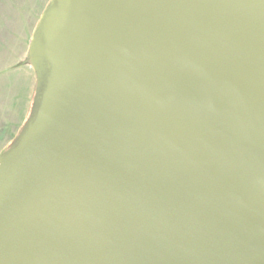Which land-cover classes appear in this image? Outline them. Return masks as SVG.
Segmentation results:
<instances>
[{
	"label": "water",
	"instance_id": "water-1",
	"mask_svg": "<svg viewBox=\"0 0 264 264\" xmlns=\"http://www.w3.org/2000/svg\"><path fill=\"white\" fill-rule=\"evenodd\" d=\"M29 61L0 264H264V0H53Z\"/></svg>",
	"mask_w": 264,
	"mask_h": 264
},
{
	"label": "crops",
	"instance_id": "crops-1",
	"mask_svg": "<svg viewBox=\"0 0 264 264\" xmlns=\"http://www.w3.org/2000/svg\"><path fill=\"white\" fill-rule=\"evenodd\" d=\"M23 3L0 0V156L18 138L36 94L29 47L40 17L32 22L24 18Z\"/></svg>",
	"mask_w": 264,
	"mask_h": 264
},
{
	"label": "rangeland",
	"instance_id": "rangeland-1",
	"mask_svg": "<svg viewBox=\"0 0 264 264\" xmlns=\"http://www.w3.org/2000/svg\"><path fill=\"white\" fill-rule=\"evenodd\" d=\"M52 4H53V0H24V3L22 4L23 8L21 10H23L26 13L24 15V18L27 17L29 20L31 19V22L38 21L40 14L43 13L47 8L51 7ZM29 117L27 119V122L29 120ZM13 143L10 147H12L15 144ZM10 147H8L5 151H7Z\"/></svg>",
	"mask_w": 264,
	"mask_h": 264
}]
</instances>
